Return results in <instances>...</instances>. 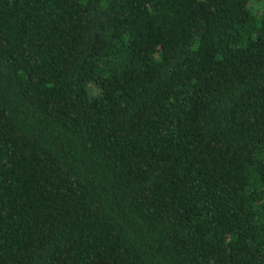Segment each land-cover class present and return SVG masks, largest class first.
I'll return each instance as SVG.
<instances>
[{
	"label": "trees",
	"instance_id": "16d2710c",
	"mask_svg": "<svg viewBox=\"0 0 264 264\" xmlns=\"http://www.w3.org/2000/svg\"><path fill=\"white\" fill-rule=\"evenodd\" d=\"M0 264H264V0H0Z\"/></svg>",
	"mask_w": 264,
	"mask_h": 264
}]
</instances>
